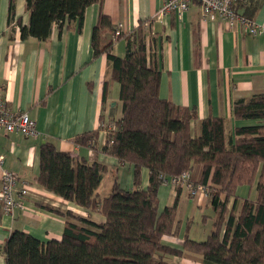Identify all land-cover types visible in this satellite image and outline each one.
Returning <instances> with one entry per match:
<instances>
[{
    "label": "crops",
    "instance_id": "obj_1",
    "mask_svg": "<svg viewBox=\"0 0 264 264\" xmlns=\"http://www.w3.org/2000/svg\"><path fill=\"white\" fill-rule=\"evenodd\" d=\"M166 0H102L86 8L84 22L77 21L62 30L54 25L50 36L40 40L21 37L18 18L30 23L26 0H0V97L14 111H27L36 120L38 136L20 132L0 131V153L5 156L4 167L18 179V190L27 188L21 198L23 206L14 215L5 213L0 201V264H7L3 247L10 234L18 229L31 233L42 241L61 239L66 218L43 205L61 210L71 209L95 221H103L98 212H89L72 201L48 190L38 182L41 171L40 151L45 141L75 157L106 165L104 176H111L107 194L118 181L123 188H134V164L122 162L103 151L107 132L102 122L118 121L122 117V101L112 94L119 82L112 79L107 53H95L93 32L101 13L108 15L112 28L101 30L100 45L112 41V52L124 57L128 36L145 23L148 47L156 54L162 71L160 95L182 107L195 109L198 118L191 123L192 133L200 132V121L208 117H223L226 132L234 134L235 126L252 121L237 120L233 114L234 101L264 92V33L251 34L241 24L233 27L221 18L202 20L199 3L178 13L160 9ZM15 15L11 17V3ZM252 5V6H251ZM248 15L264 24V0H252ZM248 7H242L244 12ZM121 35L116 36V29ZM108 81L107 93L105 83ZM117 82V83H116ZM120 85V84H119ZM98 132L96 148L78 142L83 134ZM203 166L196 164L192 178L200 182ZM149 169L142 167L141 183L149 184ZM257 183L237 188L242 199H256ZM160 210L178 198V233L164 237L166 243L181 247L185 235L205 240L214 226V210L209 193L192 197L186 188L178 189L164 181L158 191ZM234 199H231L229 207ZM203 215L202 222L197 219ZM204 228L200 233V228ZM203 235H207L204 236ZM172 242V243H171ZM174 256L171 261L196 264L195 260ZM198 263V262H197ZM203 264V263H198Z\"/></svg>",
    "mask_w": 264,
    "mask_h": 264
},
{
    "label": "trees",
    "instance_id": "obj_2",
    "mask_svg": "<svg viewBox=\"0 0 264 264\" xmlns=\"http://www.w3.org/2000/svg\"><path fill=\"white\" fill-rule=\"evenodd\" d=\"M99 1L26 0L30 23L18 18L21 37L46 40L54 25L62 30L75 21L81 28L86 8ZM251 1L241 6L248 7L243 13L249 18ZM15 14L12 2L10 15ZM144 26L127 37L124 57L112 52V41L100 45L101 30L112 28L108 15L101 13L93 32L95 53H107L112 79L120 84L123 112L103 151L134 164V188L115 181L110 192L101 195L105 164L75 157L45 141L38 182L89 212L100 213L104 220L43 205L66 218L62 238L44 242L16 229L3 247L7 264H181L171 261L174 256L203 264H264V92L234 101V117L252 122L236 125L233 135L228 136L223 117L202 119L200 132L194 135L191 123L198 118L196 110L160 95L162 71L147 45ZM107 88L108 81L106 93ZM97 136V131L83 134L78 142L95 149ZM196 164L203 166L199 183L208 186L214 226L205 240L186 234L181 247L172 246L164 237L178 233L179 197L160 210L159 187ZM142 167L150 173L146 188L141 183ZM257 179L256 199L241 200L238 186Z\"/></svg>",
    "mask_w": 264,
    "mask_h": 264
},
{
    "label": "built area",
    "instance_id": "obj_3",
    "mask_svg": "<svg viewBox=\"0 0 264 264\" xmlns=\"http://www.w3.org/2000/svg\"><path fill=\"white\" fill-rule=\"evenodd\" d=\"M248 0H166L160 13L175 11L182 13L189 9L193 2L199 3L202 12V20H214L217 17L223 19L228 26L241 24L251 34L264 33V24L257 23L241 12L242 4ZM121 35V29L117 27L116 36ZM101 129L107 134L115 127L114 121L102 122ZM0 131L20 132L25 136H38L37 122L27 111H14L5 98L0 97ZM5 156L0 153V201L5 213L14 215L18 206H23L21 198L16 197L18 192V179L15 173L4 167ZM167 182L180 185L189 190L192 197L200 193H207L208 186L196 183L192 178L191 170H184L177 176L169 177ZM20 192V191H19ZM27 193V188H22L20 194Z\"/></svg>",
    "mask_w": 264,
    "mask_h": 264
},
{
    "label": "rangeland",
    "instance_id": "obj_4",
    "mask_svg": "<svg viewBox=\"0 0 264 264\" xmlns=\"http://www.w3.org/2000/svg\"><path fill=\"white\" fill-rule=\"evenodd\" d=\"M117 83V82H116ZM112 94L113 95H115V97L116 98H119V94H120V85L118 84V85H115L114 87H113V89H112ZM111 176V173L110 172H108L105 176H104V182H103V186H102V188H101V193L102 194H107V190H106V186H107V183H108V177H110ZM202 218H203V215H199L198 217H197V219L199 220H201V222H202ZM207 227H209L208 225H204V224H202V226H201V228L199 229L200 230V233H202L203 232V229L204 228H207ZM175 236H177V235H175ZM204 236H207V235H203V237ZM181 242H184V238H183V240L181 241ZM172 243V242H171ZM190 256L191 257H193L191 254H190ZM173 258V257H172ZM194 259H198L197 257H193ZM185 261L187 262L188 261V259L187 258H185ZM195 263L196 264H198L196 261H195Z\"/></svg>",
    "mask_w": 264,
    "mask_h": 264
}]
</instances>
